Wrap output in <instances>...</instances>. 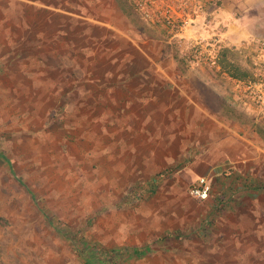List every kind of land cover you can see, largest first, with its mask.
Masks as SVG:
<instances>
[{
  "label": "rangeland",
  "instance_id": "rangeland-1",
  "mask_svg": "<svg viewBox=\"0 0 264 264\" xmlns=\"http://www.w3.org/2000/svg\"><path fill=\"white\" fill-rule=\"evenodd\" d=\"M262 81L264 0H0V264H264Z\"/></svg>",
  "mask_w": 264,
  "mask_h": 264
},
{
  "label": "trees",
  "instance_id": "trees-1",
  "mask_svg": "<svg viewBox=\"0 0 264 264\" xmlns=\"http://www.w3.org/2000/svg\"><path fill=\"white\" fill-rule=\"evenodd\" d=\"M224 61H225V58L224 59L222 58L219 60L220 64L222 65V68L226 69L229 76H231L237 80H243L244 78H246V76L248 74V72L246 70L240 68L238 65H236L232 62H224ZM3 158L5 159L4 155H3ZM179 167H180V165H179ZM224 177H226V179H228V178L231 179L232 176L224 175ZM231 180L234 184V187L232 185L230 186V189H228L230 192L228 194L226 192V193H224L225 194L224 195L220 192L222 195H224V198H223L220 196L221 194H219L218 199L220 200V203L224 202L225 196H230V197L227 198L228 200L227 199L225 200L224 204H227V201L231 202V200L233 198V194L236 191H241L242 188L247 189V190H253V189L264 190V183L258 178L249 180V178L241 177L238 174V175H233V179H231ZM196 235H198L199 237H202V234H200L199 232H197ZM79 245L81 248H84L88 251V253H87V251H84V253H82V250L80 248L81 253H82V257L84 258V260L87 264L94 263L93 261L95 259L98 260L97 264H99L100 262H101V264H104V263L116 264V262H114V261H117V260H115V257L119 259V257L117 255L115 256V254L113 252L110 253L111 256L106 257V252H103V249H105V248H103L102 246H99L98 244H90L88 242L81 240ZM136 251H139V249H137V248L127 249V248H125L124 254L130 255Z\"/></svg>",
  "mask_w": 264,
  "mask_h": 264
},
{
  "label": "built area",
  "instance_id": "built-area-1",
  "mask_svg": "<svg viewBox=\"0 0 264 264\" xmlns=\"http://www.w3.org/2000/svg\"><path fill=\"white\" fill-rule=\"evenodd\" d=\"M252 85L249 86V88ZM252 98L260 106H264V81L254 84L250 90ZM210 183L207 182L204 176H200L189 186V193L192 197L198 200H205L210 194Z\"/></svg>",
  "mask_w": 264,
  "mask_h": 264
},
{
  "label": "crops",
  "instance_id": "crops-1",
  "mask_svg": "<svg viewBox=\"0 0 264 264\" xmlns=\"http://www.w3.org/2000/svg\"><path fill=\"white\" fill-rule=\"evenodd\" d=\"M197 171H199V169L197 170ZM203 171H200V173H202Z\"/></svg>",
  "mask_w": 264,
  "mask_h": 264
}]
</instances>
